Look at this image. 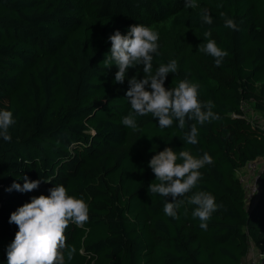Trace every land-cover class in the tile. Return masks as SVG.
<instances>
[{"label": "trees", "instance_id": "trees-1", "mask_svg": "<svg viewBox=\"0 0 264 264\" xmlns=\"http://www.w3.org/2000/svg\"><path fill=\"white\" fill-rule=\"evenodd\" d=\"M185 9V0H0V110L16 121L11 142L0 139V264H7L18 231L11 213L55 185L89 206L84 227L66 230L67 245L76 249L71 261L65 250L67 264H242L249 250L264 264V170L248 209L236 177L247 161L264 155V129L238 108L246 100L264 116V0H215L210 26L202 24V10ZM222 14L239 30L225 28ZM167 20L197 33L210 68L191 55L168 58L160 47L152 62L156 72L175 60L178 73H169L164 87L188 79L200 85L202 102L214 104L218 119L197 124V145L184 141L178 122L160 129L151 114L136 117L137 129L125 127L122 119L132 111L128 81L137 70L128 69L118 84L116 66L103 63L115 31L124 35L132 25ZM206 30L228 52L220 67L202 51ZM133 131L137 144L126 146ZM165 147L212 157L193 190L212 194L219 205L207 230L193 218L196 206L187 197L174 220L164 214L165 198L148 191L158 182L149 161ZM25 176L41 180L37 190L6 191L14 182L22 186Z\"/></svg>", "mask_w": 264, "mask_h": 264}, {"label": "clouds", "instance_id": "clouds-1", "mask_svg": "<svg viewBox=\"0 0 264 264\" xmlns=\"http://www.w3.org/2000/svg\"><path fill=\"white\" fill-rule=\"evenodd\" d=\"M186 8H195V0H185ZM224 27L232 31H238V25L234 19L222 14ZM202 24L212 25L213 18L205 10L200 15ZM207 43L202 51L211 56L217 67H220L228 56V52L217 46L211 30L203 33ZM111 42L110 55L104 59L106 67L115 65L118 71L115 73L114 83L123 84L126 72L136 65H142L145 73H150L153 68V58L158 55L159 36L150 27L135 24L129 27L126 34L115 31L108 37ZM169 73H178V64L175 60L167 64L161 63L156 69L155 75L137 80L135 77L128 81L129 90L126 97L132 111L122 119V124L130 129H137L136 117L151 114L158 120L160 129L171 128L174 121L178 122V128L183 132V139L187 144L197 145L198 128L210 123L218 116L212 111L214 104L211 101L202 102L199 99L200 85L182 79L175 88L166 89L165 79ZM151 89L149 91L148 89ZM195 121V123H190ZM13 113L8 110H0V139L11 142L9 132L15 124ZM188 127V131L184 129ZM214 163L212 157L204 152L201 157H196L188 150L174 151L165 147L163 151L153 155L148 167L155 175L157 183H151L148 191L159 194L165 198L164 214L174 220H179L178 209L187 197L189 204L195 205L192 212L193 218L200 221L199 227L207 230L208 221L213 213L218 210L215 197L206 191H193L203 179L201 169ZM24 183H13L6 191L13 190L26 193L37 190L41 180L29 181L23 177ZM189 193H192L188 196ZM171 198L168 202L166 198ZM89 221V206L83 199H78L68 194L63 185H55L49 189V195H40L31 198L30 203L19 207L11 213L10 224H15L18 231L14 240L7 247V264H67L65 250L67 249V261L74 257L76 249L67 245L66 230L70 224L83 228Z\"/></svg>", "mask_w": 264, "mask_h": 264}, {"label": "rangeland", "instance_id": "rangeland-1", "mask_svg": "<svg viewBox=\"0 0 264 264\" xmlns=\"http://www.w3.org/2000/svg\"><path fill=\"white\" fill-rule=\"evenodd\" d=\"M214 2L215 0H195L197 7L191 9L186 8L184 13H191L197 10H207L209 12L213 9ZM150 28L158 34L159 39L157 43L164 56L176 59L180 56L191 55L201 66L210 70L209 66L201 56L199 36L193 29L176 25L172 20L158 23ZM261 29L264 33V28ZM134 68L137 70L135 74L137 80L155 75V71L145 73L141 71L137 65ZM148 90L151 91L150 88ZM250 119H252V117ZM135 138L136 132H130L127 137L126 146L136 145L137 141Z\"/></svg>", "mask_w": 264, "mask_h": 264}, {"label": "built area", "instance_id": "built-area-1", "mask_svg": "<svg viewBox=\"0 0 264 264\" xmlns=\"http://www.w3.org/2000/svg\"><path fill=\"white\" fill-rule=\"evenodd\" d=\"M239 112L250 121L260 125L264 129V116L255 112L251 103L246 100H240ZM252 117V119H250ZM264 170V155L247 161L241 168L236 170V177L243 189V203L248 209L254 202L260 188V174ZM259 253L249 250L242 264H260Z\"/></svg>", "mask_w": 264, "mask_h": 264}]
</instances>
